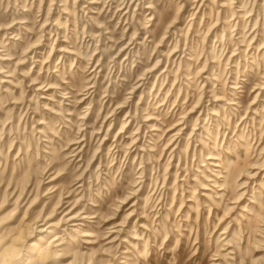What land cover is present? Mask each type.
Wrapping results in <instances>:
<instances>
[{
    "label": "rangeland",
    "instance_id": "rangeland-1",
    "mask_svg": "<svg viewBox=\"0 0 264 264\" xmlns=\"http://www.w3.org/2000/svg\"><path fill=\"white\" fill-rule=\"evenodd\" d=\"M21 231L63 264H264V0H0V248Z\"/></svg>",
    "mask_w": 264,
    "mask_h": 264
},
{
    "label": "bare ground",
    "instance_id": "bare-ground-1",
    "mask_svg": "<svg viewBox=\"0 0 264 264\" xmlns=\"http://www.w3.org/2000/svg\"><path fill=\"white\" fill-rule=\"evenodd\" d=\"M120 134H121V132H120ZM65 212L66 213L64 214V216L60 219V221L64 224H67L68 222H72V221L76 220L80 215L78 212H77L78 215L77 214L71 215L72 211H68V210H66ZM39 221H41L40 217H36L35 219L27 222L26 226L28 225L29 227L27 228L26 236L31 235V234H33L34 231L38 230L37 225H38ZM45 230L46 229L41 228L38 232H39V234H41V233L43 234L45 232ZM23 235H24V233H23V231H21L18 235H15L12 238H10L11 244L9 246L0 248V264H9V263L12 264L15 261H17L16 264H63L61 262L63 259V256L57 250H55L59 246V245H55V242L58 240L61 241V238L59 239V237H57V234H55L52 237L53 239L52 238H51V240L49 239L47 245H45L43 247H40V245L37 242H32L29 245H28V243H26L24 245V242L22 240H24L23 238H25V237ZM21 242H23V243L21 244ZM58 243H60V242H58ZM23 249H25V250L27 249V251L30 252L31 254L26 255V257L21 259ZM69 264H75V263L70 262Z\"/></svg>",
    "mask_w": 264,
    "mask_h": 264
}]
</instances>
